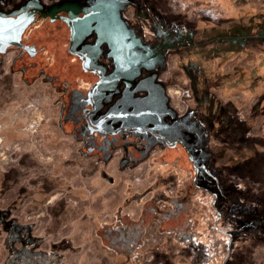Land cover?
<instances>
[{"label": "rangeland", "instance_id": "1", "mask_svg": "<svg viewBox=\"0 0 264 264\" xmlns=\"http://www.w3.org/2000/svg\"><path fill=\"white\" fill-rule=\"evenodd\" d=\"M233 1L147 0L137 12L125 9L123 18L132 25L153 10L194 26L196 41L264 31L259 3L245 4V12L233 8ZM0 6L10 10L19 3L0 0ZM97 19L80 23L77 43L90 35ZM120 23L97 25L96 44L109 41L126 56L130 43ZM25 32V44L39 49L36 54L0 43V264H223L231 239L226 264H264V99L259 97L264 51L259 44L219 39L165 58L160 78L176 115L175 129L209 169L200 171L198 183L217 193L214 205L205 189L183 193L194 172L182 147L158 142L137 147L142 139L137 134H118L102 144L104 152L91 151L95 141L84 107L97 77L68 51L70 30L61 20L33 21L22 44ZM125 67L118 63V72ZM110 82L98 96L114 88ZM232 87L240 88L235 95ZM151 164L157 180L148 184L143 175ZM159 199L166 206H157ZM219 212L218 225L226 232L215 227ZM155 220L165 238L148 245L147 228Z\"/></svg>", "mask_w": 264, "mask_h": 264}, {"label": "flooded vegetation", "instance_id": "2", "mask_svg": "<svg viewBox=\"0 0 264 264\" xmlns=\"http://www.w3.org/2000/svg\"><path fill=\"white\" fill-rule=\"evenodd\" d=\"M30 8H40L43 14L52 12L54 15H57L56 18H52L51 15L43 16L37 13L33 21L34 23H44L47 20H50L51 22L61 20L70 30L69 42L67 44L68 51L74 55H78L82 59L77 53L80 51L90 59L89 66L93 68V70L88 71L92 74L94 73L97 77V80L91 84L87 92L86 103L89 104V106L86 108L84 107L85 121L89 130V135L92 136L95 141L92 144L93 147L90 148L91 151L104 152L105 149L102 144L105 142L106 144H110L111 142L108 140L109 137L118 134H137L138 137L142 138L136 143L137 147H140L141 143L143 146H146L150 142L155 144L158 142L159 144L170 148L179 146L187 153L189 159L188 152L190 151L192 154L193 152L182 135L183 133L179 134L175 129L174 122L176 115H173L172 112L173 108L167 87L160 78L161 73L165 69L164 65L166 64V59H157V54L152 53L151 45L142 42L136 29L128 20L127 22L124 20V9H122V6L117 3H108L104 0H61L57 3L50 4L49 6L44 5L40 0H27L19 3V7L16 9L9 10L0 6V15L16 17ZM62 9H65V11H62ZM92 16H98V19L97 21H93V28L89 31L91 32L90 35L77 43L80 23L85 18ZM63 17H70L75 23V40L72 48H70L72 35L71 25ZM102 22L110 25L115 22V27H119L117 23H123L122 32L125 33L124 41L125 43H130L129 49L125 52L126 56H123L124 54L119 50L118 45H111L109 41H106L103 44L101 41V46L98 45V43L96 44L100 35V32H98L99 28H96V26H102ZM122 23H120V25H122ZM112 32L113 31H111V33ZM114 32L117 33L118 31ZM27 37L28 34L25 32L22 40L23 45L26 47H24L25 49L23 48V50H26V52H34L36 54L39 49H36V47L29 44H25L24 40ZM85 40H88L89 42H86ZM88 47L92 49H88ZM94 47H96V49ZM166 53L167 51L160 52L158 53V56L165 57ZM120 62L123 65H126V67L121 72H118V63ZM98 70H100V72ZM98 81L101 82L94 90H91L93 85ZM109 81H111L110 83L115 82L114 88L110 91H104L98 96L100 88ZM91 93L93 95L92 97L90 96ZM98 97L99 99L97 100ZM103 108L107 109L104 113L100 111ZM171 109L172 111H170ZM95 126L99 127V129H96ZM185 131L188 132L187 130ZM171 134L173 135V138L169 136ZM178 140H183L185 145L178 142L176 145L170 146L168 143ZM193 156L195 158L194 154ZM191 163L194 172L192 178L194 186L192 183L191 186L195 188L198 186L194 183L193 179L196 177L198 183L200 171L202 169L206 172L210 171L207 167L206 169L200 167V170L197 173L194 163L192 161ZM205 190L208 191L207 189ZM208 192L214 196L215 202L216 196L214 193L216 192ZM162 202L160 203L162 204Z\"/></svg>", "mask_w": 264, "mask_h": 264}, {"label": "crops", "instance_id": "3", "mask_svg": "<svg viewBox=\"0 0 264 264\" xmlns=\"http://www.w3.org/2000/svg\"><path fill=\"white\" fill-rule=\"evenodd\" d=\"M27 0H14L16 3H22ZM42 2H48L49 0H40ZM61 0H51V2H59ZM86 1V0H83ZM88 1V0H87ZM89 1H95V0H89ZM108 3H117L120 6H122V9H127L129 7H132L135 12L141 9L143 4H146L147 0H104ZM233 8H237L238 11H241L242 9L246 12L248 7H245V4L247 3H259L260 4V12L264 13V0H235L233 1ZM45 5V3H44ZM252 5V4H250ZM140 8V9H139ZM255 8V7H253ZM137 20H134L132 22V26L136 29L140 39L143 43L146 42V44L151 45L152 53L157 54V59L166 58L169 54V52H172L174 50L177 51V53H183L187 52L189 50H192L196 47L203 46L206 43L210 41H216V40H240L243 39L245 41H250L251 46H257L259 44L260 50L264 51V31H256L255 33L250 32L247 35L239 36L235 34H221V35H214L208 38L211 39H204V40H198L194 39L197 37L195 31V27L192 25L184 24V23H178L176 21H173L169 18H164L160 16L156 11L149 10L148 14H143L142 17L137 16ZM227 22H230L233 20L232 18H228ZM220 23V22H217ZM131 24V23H130ZM254 39L253 43L251 41ZM249 45V44H248ZM251 48L250 50H252ZM248 50V49H247ZM167 51L166 56H158V53ZM249 53V52H248ZM264 60V59H263ZM263 62V61H262ZM253 79V82L261 81V79L254 80L253 76L251 77ZM233 89L230 92H233L235 95L237 92V89H240L239 87H232ZM240 94H244L240 92ZM238 95V94H237ZM259 97L261 99H264V93ZM259 104L262 105V100L259 99ZM264 109V107H263ZM197 124L201 123L200 121L196 120ZM201 127V126H197ZM153 199V197H152ZM157 200V198L155 199ZM164 199H159L160 202H162ZM159 207H162L161 205H157ZM168 210V205H167ZM173 232V231H172ZM173 235V234H172ZM173 240V239H172ZM180 250V248H179ZM185 253V252H184ZM108 264V262H106Z\"/></svg>", "mask_w": 264, "mask_h": 264}, {"label": "water", "instance_id": "4", "mask_svg": "<svg viewBox=\"0 0 264 264\" xmlns=\"http://www.w3.org/2000/svg\"><path fill=\"white\" fill-rule=\"evenodd\" d=\"M37 13H39V14H41L43 16L51 15L52 18H56L57 17V15H54L52 12H49L47 14H45V13L43 14V12L41 11L40 8H32V9L30 8V9L20 13L16 17H14V16H9L8 17V16L0 15V43H2V44H19V45H21L23 47H26L20 41L21 40V36H22L23 32L25 31V29L27 28V26L33 21L35 15ZM63 18L65 20H67L69 22V24L71 25L72 35H71L70 48H72V46L74 44V40H75L74 39L75 23H74V20L72 18H70V17H63ZM8 38H11V41H9ZM77 53L82 57V66H83V68L85 70H93V68H91L89 66L90 59L87 58L86 55L83 54L80 51H78ZM98 71L100 72V70H98ZM100 82L101 81H98L97 83H95L91 90H94L95 87H97ZM90 96L91 97L93 96L92 93L90 94ZM95 128L99 129V127H96V126H95ZM178 142H181L182 144L185 145L183 140H178V141H175V142H172V143H170V142H168V143H169L170 146H174ZM188 153H189V159L194 163L195 170L197 171V173L199 172L200 167L206 169V165L205 164H199L196 161V159L194 158L193 154L190 151ZM193 181L198 187L207 189L210 192L212 191V190H209L208 188L200 185L199 183H197V178L196 177L193 179ZM214 194H215V196L217 198V193H214ZM213 204L215 205V202ZM215 208H216V206H215ZM220 217H221V214L219 212L218 217L216 218V221H215V227H216V229H218L220 231L226 232L225 230L220 228L219 225H218ZM231 244H232V239L228 243V256L231 253ZM228 256L225 259L223 264H225V262L227 261Z\"/></svg>", "mask_w": 264, "mask_h": 264}, {"label": "built area", "instance_id": "5", "mask_svg": "<svg viewBox=\"0 0 264 264\" xmlns=\"http://www.w3.org/2000/svg\"><path fill=\"white\" fill-rule=\"evenodd\" d=\"M152 168H153L152 164L149 165L147 167V170L145 171V175H143V177L146 178L145 180L147 181L148 184H152L154 181L157 180V175L155 173H153ZM169 185L170 186H169L168 191L172 194L175 191L176 184L174 182H172ZM161 206L164 207V206H166V204L162 202ZM145 238H146V242L148 245H153V244L160 243V242L164 241L165 235H164V233L161 232L159 223L156 220L152 221L149 224ZM151 239H152V241H150Z\"/></svg>", "mask_w": 264, "mask_h": 264}, {"label": "trees", "instance_id": "6", "mask_svg": "<svg viewBox=\"0 0 264 264\" xmlns=\"http://www.w3.org/2000/svg\"><path fill=\"white\" fill-rule=\"evenodd\" d=\"M194 190L195 188L191 185L184 184V187H182L183 193H192Z\"/></svg>", "mask_w": 264, "mask_h": 264}, {"label": "bare ground", "instance_id": "7", "mask_svg": "<svg viewBox=\"0 0 264 264\" xmlns=\"http://www.w3.org/2000/svg\"><path fill=\"white\" fill-rule=\"evenodd\" d=\"M9 41H11V38H8Z\"/></svg>", "mask_w": 264, "mask_h": 264}]
</instances>
